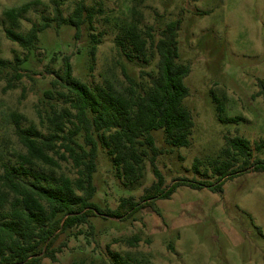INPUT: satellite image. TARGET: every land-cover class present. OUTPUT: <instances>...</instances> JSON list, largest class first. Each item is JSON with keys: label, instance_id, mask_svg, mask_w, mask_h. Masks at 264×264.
I'll use <instances>...</instances> for the list:
<instances>
[{"label": "rangeland", "instance_id": "374dc122", "mask_svg": "<svg viewBox=\"0 0 264 264\" xmlns=\"http://www.w3.org/2000/svg\"><path fill=\"white\" fill-rule=\"evenodd\" d=\"M32 1L36 0H0V59L7 63L0 68V175L4 163L17 164L25 153L14 132L16 120L45 133L47 116L66 106L57 94L64 89L53 85L64 56L70 57L73 75L91 88L106 83L126 87L123 70L146 83L156 73L158 58L149 55L147 62H130L115 38L136 25L142 30L152 27L158 40L166 23L177 19L181 21L179 62L191 67L184 80L190 94L183 104L194 127L190 145L181 148L169 147L163 131L153 132L162 151L157 166L166 185L178 179L214 182L209 161L219 158L225 137L249 140L252 161L264 159V102L258 94L259 81H264V0H85L87 7L101 10L94 23V33L102 34L94 59L86 28L76 40L74 28H57L52 22L39 33L31 51L10 41L6 29L25 34L33 25L41 26L43 16L53 17L50 1L38 0L41 3L12 26L5 11ZM79 1L64 3L65 18ZM47 91L54 98H47ZM214 97L224 104L225 115L240 117V122L222 123ZM257 144L263 145L262 150H256ZM196 159L201 162L198 173L193 170ZM60 163L58 169L36 168L57 178L77 177L70 161ZM93 182L97 187L93 202L102 209H116L121 198L139 201L154 176L147 162L141 185L133 190L124 187L106 150L99 147ZM156 207L159 213L145 208L127 220L97 214L88 225L60 236L56 246L62 242L66 246L56 262L45 258L41 264H111L109 251L136 264H146L145 260L149 264H264V172L247 170L226 181L218 193L182 186L170 199L157 201ZM134 235L141 239L136 247L118 242Z\"/></svg>", "mask_w": 264, "mask_h": 264}, {"label": "trees", "instance_id": "16d2710c", "mask_svg": "<svg viewBox=\"0 0 264 264\" xmlns=\"http://www.w3.org/2000/svg\"><path fill=\"white\" fill-rule=\"evenodd\" d=\"M49 1L53 7L52 18L43 16V24L33 25L25 34L6 29L7 38L31 51L39 33L49 28L52 22L57 28L62 25L74 28L76 40L86 28L89 54L94 59L102 37V34L94 33V23L101 10L87 7L85 0H80L72 14L65 18L62 6L68 0ZM40 3L38 0L29 2L6 10L4 15L15 26ZM180 25L179 19L166 23L158 40L152 27L142 30L136 25L126 27L115 38L119 51L130 62L135 59L147 62L149 55L158 58L156 73H151L146 83L132 79L123 70L128 82L126 87L117 88L106 83L91 88L73 75L70 57H63L61 74H57L58 80L53 85L59 84L64 89L57 94L66 106L47 116L45 133L34 125L23 127L19 120L15 122L14 132L25 153L19 155L17 164L2 165L0 264H41L45 258L56 262L57 254L66 246L65 242L56 246L60 236L78 226L88 225L89 219L97 214L127 220L145 208L159 213L156 202L170 199L179 187L207 188L218 193L223 191L226 181L247 170L264 172V159L252 161L249 140L239 136L225 137L219 158L209 161L216 177L214 182L178 179L166 185L157 166L162 151L156 146L153 132L163 131L169 147L181 148L190 145L194 127L192 115L183 104L190 94L184 80L190 75L191 67L179 62ZM6 65L0 59V68ZM259 88L258 94L264 102L263 80L259 81ZM45 96L54 98L50 91ZM213 100L222 123L240 122V117L225 115L224 104L219 99L214 97ZM79 137L83 138L82 143ZM99 147L106 150L116 177L130 190L141 185L146 163H150L154 182L144 189L139 201L133 197L121 198L116 209H102L93 202L97 192L93 177L97 171ZM262 148V144L256 145V150ZM69 161L76 170L75 179L57 178L36 168L42 165L58 169L60 162ZM200 165L196 159L193 164L195 173L199 172ZM258 231L263 236L260 228ZM140 241L137 235L118 240L130 247H136ZM109 256L111 264H136L117 252L109 251ZM143 262L149 264L147 260Z\"/></svg>", "mask_w": 264, "mask_h": 264}]
</instances>
